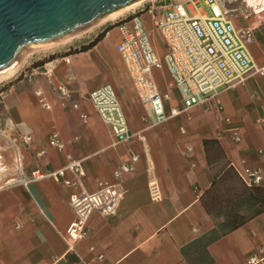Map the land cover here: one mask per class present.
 I'll use <instances>...</instances> for the list:
<instances>
[{
  "label": "crops",
  "instance_id": "crops-1",
  "mask_svg": "<svg viewBox=\"0 0 264 264\" xmlns=\"http://www.w3.org/2000/svg\"><path fill=\"white\" fill-rule=\"evenodd\" d=\"M205 6L198 13L211 15ZM256 18L250 24L256 27V40L250 49L256 63L264 65L263 20ZM116 37L114 50L118 52L120 32H115L114 40ZM101 42L63 58L65 61L47 64L41 76L24 82L22 92L13 85L8 93L12 96L3 100L7 113L4 124L7 128L13 124L10 129L32 135L28 146L23 143L27 175L35 171L48 174L71 159H82L89 191L97 190L102 180L116 181L114 170L136 153L134 170L121 178L124 198L114 214L94 211L88 220L87 237L70 250L62 233L75 218L69 199L77 189L45 176L28 187L0 190V264H52L57 258H63L59 264H189L182 248L214 226L201 200L216 173L208 162L203 139L217 138L236 169L249 165L264 170V126L259 122L264 117V75L253 73L244 85L223 91L216 103L195 106L147 128L145 109L123 60L117 58L112 64L108 51L101 50ZM162 71L170 78L166 88L155 82L162 92H171L168 110L181 107L180 93L168 69ZM121 76H125V82ZM60 83L79 95L64 107L44 108L37 91L53 103ZM107 83L116 89L130 130L137 133L131 141L116 143L110 128L86 98L94 88ZM73 103H78L77 109ZM83 103L91 108L90 115ZM82 114L87 115L86 121ZM235 131L241 137L239 142L234 140ZM54 132L66 143L63 151L49 144ZM42 150L45 152L39 155ZM153 182L157 197L151 189ZM261 249L264 211L208 247L211 264H245Z\"/></svg>",
  "mask_w": 264,
  "mask_h": 264
},
{
  "label": "built area",
  "instance_id": "built-area-1",
  "mask_svg": "<svg viewBox=\"0 0 264 264\" xmlns=\"http://www.w3.org/2000/svg\"><path fill=\"white\" fill-rule=\"evenodd\" d=\"M245 1L249 14L261 18L264 27V0ZM202 5L209 7L211 15L198 13ZM162 8L156 14L154 5L147 11L143 5L113 21L120 32L117 50L145 109L147 128L157 127L195 106L216 103L223 91L244 85L253 73L264 75V65L256 63L250 49L256 40V27L250 24L237 27L230 11L224 8L223 0H188L169 3ZM145 13L151 15L154 27L160 33L165 49L163 54L158 52L151 38ZM164 68L168 69L172 83L180 93L181 107L173 106L168 110L171 92H162L153 78L154 71ZM57 88L62 105L66 106V100L71 98V90L64 83L58 84ZM37 95L44 108L52 109V103L43 96L42 91H37ZM89 99L110 128L116 143L128 142L137 136L130 130L121 100L112 84L94 88L89 93ZM72 106L77 109L78 103ZM82 118L86 121L87 115L82 114ZM259 122L264 126V117ZM20 135L19 139L29 145L31 133L21 131ZM233 137L237 142L241 140L236 131ZM49 144L59 151L66 147L56 132L51 134ZM44 152L40 151L39 155ZM8 155L11 156L10 163ZM137 160L138 155L132 153L114 170L116 181L102 180L95 191H89L86 187L82 159H71L61 169L48 174L35 171L29 176L25 171L24 154L18 138L0 123V190L17 185L28 187L31 182L45 176H52L67 187L77 189L69 199L75 218L62 233L70 250H74L75 243L87 237L88 220L94 211L107 215L117 211L125 195L121 178L134 170ZM236 171L248 186L262 185L264 181L261 167L246 165ZM68 173L70 176H67ZM151 184L157 197L156 184ZM62 260L57 258L52 264H59ZM245 264H264V249L249 257Z\"/></svg>",
  "mask_w": 264,
  "mask_h": 264
},
{
  "label": "water",
  "instance_id": "water-1",
  "mask_svg": "<svg viewBox=\"0 0 264 264\" xmlns=\"http://www.w3.org/2000/svg\"><path fill=\"white\" fill-rule=\"evenodd\" d=\"M136 0H0V70L30 46L76 32Z\"/></svg>",
  "mask_w": 264,
  "mask_h": 264
},
{
  "label": "trees",
  "instance_id": "trees-1",
  "mask_svg": "<svg viewBox=\"0 0 264 264\" xmlns=\"http://www.w3.org/2000/svg\"><path fill=\"white\" fill-rule=\"evenodd\" d=\"M111 28L100 33L81 49L71 53L93 48ZM42 64L43 62L37 63V66ZM203 144L209 164L213 168L215 164L220 167L218 171H215L211 186L201 196L214 226L182 248V253L189 264H211L213 259L208 250L209 245L264 211V185L245 184L217 138H204ZM221 189L223 192H220Z\"/></svg>",
  "mask_w": 264,
  "mask_h": 264
},
{
  "label": "rangeland",
  "instance_id": "rangeland-1",
  "mask_svg": "<svg viewBox=\"0 0 264 264\" xmlns=\"http://www.w3.org/2000/svg\"><path fill=\"white\" fill-rule=\"evenodd\" d=\"M186 1H188V0H146L143 3V5L146 8V11L149 9L150 6L154 5L155 13L159 14L160 11L163 9L161 7L162 5H166L169 3H180V2H186ZM195 1L202 2V0H195ZM223 2H224V8L228 9L230 11V14L232 15V18H233L237 27H245V26L252 24V23L257 21V18L255 15L249 14V10H248V7H247L245 0H223ZM143 5H141L139 7H142ZM138 8H136V9H138ZM205 8H207L209 13H210V9L206 6H205ZM196 11H198V10H196ZM144 19H145L146 26H147L148 30L150 31L151 38H152V40L156 46V49L158 50V52L160 54H163L165 51L164 44H163L162 38L160 36V33L154 27L151 15L148 13H145ZM110 27H112L111 30L114 31L113 34L109 38L103 40L105 38V36L108 34V32L111 31V30H109L106 33V35L104 36V38L102 39L103 41L102 40H101L102 42L99 41V42H101L99 45L101 46V50L105 49L108 51V55H111V60H112L111 63L115 64V63H117L116 62L117 58H119L120 60L122 59L120 54H118V52L114 50V46H115L114 42H116V40H117V37L114 40V34L116 32V35H117V32H119V30L116 26H113V21H109L106 24L100 26L98 29L94 30L93 32H90V33L86 34L84 37H80L79 39H76L70 43H67V44L62 45V46H58L56 48H49L46 50H41V51H38V52L32 54L31 57L28 59V62L21 68V70L13 78L0 82V123L6 129H8L9 132L13 133L18 138V142L20 143V146L23 150V154H24V145H23V142L19 139L20 132H16L15 128H13V129L9 128V126H14L13 124H9L8 128H7V125L4 124V122H7L6 121L7 113H6V111L3 110V108H4L3 107V105H4L3 100L12 96L11 94H10V96H8L9 89L14 85L16 87L17 92L18 91L22 92L24 89V82L31 79V78H36V77L41 76L42 75L41 72L45 71V66L47 64H51V62L56 63L59 60L65 61V59H63V58H65V57L68 58L72 54L81 53V52H77V53H71V52L81 49L84 45L88 44L90 41H92L94 38H96L100 33L106 31ZM257 33L258 34L260 33L259 28L257 29ZM83 52H85V51H83ZM69 53H71V54H69ZM41 62H43V64L37 66V63H41ZM127 74H128V78L131 82V85L133 87V83L131 81V78L129 76L128 71H127ZM155 76H156L155 77L156 82H158L164 88H166V84L168 83V81L170 79L167 72H163L162 70H159L155 73ZM121 79L123 82L126 81L125 76H121ZM55 90L58 91L57 86H56ZM70 90H71V98L74 99L76 97L75 95H77L78 93H76L72 89H70ZM174 94L175 95L178 94L176 90H174ZM177 97H178V95H177ZM86 98L87 99L89 98L88 95H86ZM62 101L63 100H62L61 95L58 91L57 95H56V101L52 103L53 107L55 105L64 107V106H62ZM67 101L68 100H66V102ZM82 107L89 115L92 113L91 108L87 104L83 103ZM182 117L183 116H181L178 119H181ZM178 124H180V123L176 122L177 126H178ZM7 158H8V156H7ZM24 161H25V155H24ZM214 169H215V171H218L220 169L219 165L215 164ZM220 192H223V189H221Z\"/></svg>",
  "mask_w": 264,
  "mask_h": 264
},
{
  "label": "bare ground",
  "instance_id": "bare-ground-1",
  "mask_svg": "<svg viewBox=\"0 0 264 264\" xmlns=\"http://www.w3.org/2000/svg\"><path fill=\"white\" fill-rule=\"evenodd\" d=\"M146 0H136L125 7L117 8L116 10L99 17L95 21H93L90 25L87 27L80 29L76 32L70 33L65 35L64 37L57 39L55 41H52L50 43L46 44H35L30 47H28L19 57L16 61H14L11 65L7 66L6 68L0 70V82L5 81L8 79L13 78L20 70L21 68L28 62V59L31 57L32 54L41 51L46 50L49 48H56L58 46L65 45L67 43H70L76 39H79L80 37H84L86 34L93 32L94 30L98 29L100 26L106 24L109 21H114L117 18L126 15L129 12H132L139 6L143 5V3Z\"/></svg>",
  "mask_w": 264,
  "mask_h": 264
}]
</instances>
